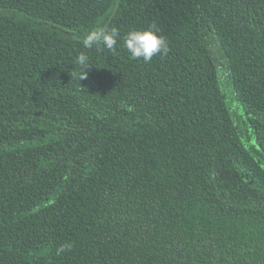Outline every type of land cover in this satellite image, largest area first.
<instances>
[{
    "label": "trees",
    "instance_id": "trees-1",
    "mask_svg": "<svg viewBox=\"0 0 264 264\" xmlns=\"http://www.w3.org/2000/svg\"><path fill=\"white\" fill-rule=\"evenodd\" d=\"M0 264H264V0H0Z\"/></svg>",
    "mask_w": 264,
    "mask_h": 264
},
{
    "label": "clouds",
    "instance_id": "clouds-1",
    "mask_svg": "<svg viewBox=\"0 0 264 264\" xmlns=\"http://www.w3.org/2000/svg\"><path fill=\"white\" fill-rule=\"evenodd\" d=\"M118 39L123 40V47L134 60H142L149 63L152 58L157 55H167L168 44L163 36L158 35V29L153 23L147 29L129 30L123 37L116 28L98 27L88 32L83 37V47L92 49L95 47H103L109 51H115ZM89 57L85 53H80L76 61L82 68L79 79L86 78V70L88 68ZM73 245L64 243L56 248V255L59 256L65 252L71 251Z\"/></svg>",
    "mask_w": 264,
    "mask_h": 264
}]
</instances>
